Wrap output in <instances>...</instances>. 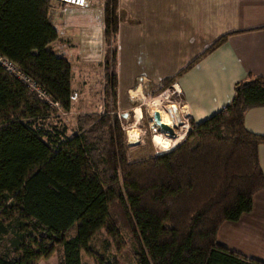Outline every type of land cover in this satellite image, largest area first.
Wrapping results in <instances>:
<instances>
[{
	"label": "trees",
	"instance_id": "16d2710c",
	"mask_svg": "<svg viewBox=\"0 0 264 264\" xmlns=\"http://www.w3.org/2000/svg\"><path fill=\"white\" fill-rule=\"evenodd\" d=\"M55 4L0 0V55L48 97L40 99L0 65V224L17 235L12 249L0 250V264H37L55 251L59 264H82L101 230L115 241L128 236L137 264H264L217 241L221 225L250 212L264 188L258 155L264 137L244 124L248 108L264 106V77L235 83L231 100L200 122L190 119L174 148L132 161L121 121L108 106L78 115L71 135L42 123L72 106L71 64L53 48ZM103 25L104 37L116 38L118 0H103ZM110 66L105 91L114 106L115 59ZM96 259L120 264L105 254Z\"/></svg>",
	"mask_w": 264,
	"mask_h": 264
},
{
	"label": "rangeland",
	"instance_id": "374dc122",
	"mask_svg": "<svg viewBox=\"0 0 264 264\" xmlns=\"http://www.w3.org/2000/svg\"><path fill=\"white\" fill-rule=\"evenodd\" d=\"M123 4L114 39H106L103 35V0H93L85 9L55 4L53 22L58 38L53 48L71 64L72 106L68 111L57 108L42 123L45 127L65 128L66 134L71 135L77 129L78 115L102 113L108 106L125 131L129 159L137 161L174 148L190 130V118L176 103L178 98H186L187 93L181 94V89L177 90L173 83L177 79L178 86H182L183 79L180 80L176 72L184 68L190 49H198L199 39H191L189 43L158 40L153 31L156 24L147 21L151 18L144 11V3L133 0L132 6L130 0H124ZM160 26L165 28L158 24ZM190 31L195 34L193 29ZM112 59L116 61L118 82L114 106L112 98L106 97L104 77L105 68H111ZM231 59L221 50L211 53L195 65L191 77L223 83L225 75L233 68ZM174 70L176 72L172 73ZM169 75L173 83L165 84L163 79ZM155 111L162 114V122L169 126L170 122H177H173L174 117L185 124L177 127L175 136L165 135L153 119ZM158 135L165 138L156 140ZM16 240L12 227L7 222L0 224V250L12 249ZM88 250L82 252V264H96L98 254L114 257L120 264H137V248L126 235L115 241L101 230L92 238ZM37 264H59L58 251Z\"/></svg>",
	"mask_w": 264,
	"mask_h": 264
},
{
	"label": "crops",
	"instance_id": "0c3cea01",
	"mask_svg": "<svg viewBox=\"0 0 264 264\" xmlns=\"http://www.w3.org/2000/svg\"><path fill=\"white\" fill-rule=\"evenodd\" d=\"M123 3L124 0H118L119 13ZM140 3H144V11L151 18L147 21L156 24L153 31L158 40L189 43L191 39H199L198 49L188 52L184 68L172 72L183 79L181 87L177 79L173 87L181 89V94L187 93L186 98H178L176 102L187 118L197 122L208 118L231 100L235 83L246 80L250 74L264 77V0H140ZM221 39L224 40L222 44L211 53L221 50L232 58L233 68L225 75V81L191 77L195 65L204 58L203 52ZM167 79L173 80L171 75L163 81ZM172 120L178 122L179 119L174 117ZM244 124L249 131L264 137V106L248 108ZM163 138L158 135L156 140ZM258 155L264 173V144L259 145ZM217 241L231 250L264 261V188L254 194L250 212L237 221H226L221 225Z\"/></svg>",
	"mask_w": 264,
	"mask_h": 264
},
{
	"label": "built area",
	"instance_id": "2783aa9c",
	"mask_svg": "<svg viewBox=\"0 0 264 264\" xmlns=\"http://www.w3.org/2000/svg\"><path fill=\"white\" fill-rule=\"evenodd\" d=\"M55 3L61 5V6H73L76 8H86L88 7L90 4H92L93 0H52ZM0 65L7 71L10 73L15 74L18 79H20L21 81L25 82L28 84V86L38 92L40 99L46 100L48 101V97L47 95L41 91L36 84L25 74H23L22 72H20L16 65L11 62L9 59H7L6 57H3L0 55ZM179 123V124H178ZM185 124L184 121H178L175 123H172L171 126L176 128L177 131V127L179 125Z\"/></svg>",
	"mask_w": 264,
	"mask_h": 264
},
{
	"label": "water",
	"instance_id": "95a60500",
	"mask_svg": "<svg viewBox=\"0 0 264 264\" xmlns=\"http://www.w3.org/2000/svg\"><path fill=\"white\" fill-rule=\"evenodd\" d=\"M153 119L158 123L160 132L167 133L170 136L176 135V128L175 127L169 126V125L161 122V115H160L159 111H155L153 113Z\"/></svg>",
	"mask_w": 264,
	"mask_h": 264
},
{
	"label": "bare ground",
	"instance_id": "6f19581e",
	"mask_svg": "<svg viewBox=\"0 0 264 264\" xmlns=\"http://www.w3.org/2000/svg\"><path fill=\"white\" fill-rule=\"evenodd\" d=\"M161 115V114H160ZM161 122H162V116H161ZM168 125V124H167ZM163 134H165V135H169V134H167V133H163Z\"/></svg>",
	"mask_w": 264,
	"mask_h": 264
}]
</instances>
